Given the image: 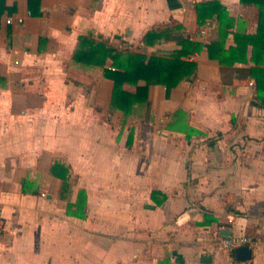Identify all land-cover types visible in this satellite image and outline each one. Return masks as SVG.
Segmentation results:
<instances>
[{"label": "crops", "instance_id": "1", "mask_svg": "<svg viewBox=\"0 0 264 264\" xmlns=\"http://www.w3.org/2000/svg\"><path fill=\"white\" fill-rule=\"evenodd\" d=\"M206 1L0 0V264H237L225 234L264 264V107L240 77L251 47L247 63L221 52L257 8L215 0L234 19L222 42L198 22ZM181 37L201 44L182 57L193 73L167 88L161 70L128 108L112 105V58L73 59L81 40L171 57Z\"/></svg>", "mask_w": 264, "mask_h": 264}, {"label": "trees", "instance_id": "2", "mask_svg": "<svg viewBox=\"0 0 264 264\" xmlns=\"http://www.w3.org/2000/svg\"><path fill=\"white\" fill-rule=\"evenodd\" d=\"M247 5H254L257 8V25L253 33H244L237 31L235 36L234 46L226 50H221L228 58L229 64H233L235 61L247 63V48L251 47L250 60L252 65L249 68H243L241 70L240 77L249 81L250 78L254 80L255 84V100L264 107V0H240ZM197 12L198 22L204 23L206 19H211L217 25V39L224 41L225 35L228 29L233 27L234 19L228 16L225 8L215 0L200 2L195 5ZM164 38L165 35H164ZM181 48L176 51L171 57H159L151 55L149 58H145L143 55L130 52H118L111 48H106L104 45L99 47L90 46L87 48L81 40L77 50L73 55L74 61L84 63H94L96 65H102L105 57L112 58L113 69L106 70L107 76L113 81L112 91V105L117 102L123 104L125 107H130L132 101L141 92L146 91L148 85L157 83L158 74L161 70H166L168 74L166 87L170 88L175 86L183 77H186L193 73L195 65L184 58L183 55H189L194 51L200 49V45L194 41H190L188 37H181L178 40ZM216 42H210L207 44L209 54L211 51V45ZM220 62L221 57L216 56ZM138 80H144L145 85L138 87L136 94H131L122 89L124 83H137ZM192 131V130H191ZM189 134V133H188ZM79 196L82 199V203H78L77 210L82 211L83 203L85 201V194L83 190H80ZM74 212L68 207V213ZM81 215V214H78Z\"/></svg>", "mask_w": 264, "mask_h": 264}, {"label": "built area", "instance_id": "3", "mask_svg": "<svg viewBox=\"0 0 264 264\" xmlns=\"http://www.w3.org/2000/svg\"><path fill=\"white\" fill-rule=\"evenodd\" d=\"M6 22L7 23H13V22L22 23L23 19L21 17H18L16 19L12 17H7ZM15 63H18V61H15ZM44 195L45 194L42 193V196ZM227 221L228 223L233 222L232 218H228ZM4 230H5V222H4V218L2 214V204L0 202V234L3 233ZM219 244H220V247L228 250L229 252H235L236 249L240 246H248L250 249L255 246V242L251 240V238H249L248 236L233 235V234H227V235L225 234L221 236L219 239ZM237 264H251V263L249 260H243V261H237Z\"/></svg>", "mask_w": 264, "mask_h": 264}, {"label": "water", "instance_id": "4", "mask_svg": "<svg viewBox=\"0 0 264 264\" xmlns=\"http://www.w3.org/2000/svg\"><path fill=\"white\" fill-rule=\"evenodd\" d=\"M227 233H230L227 230ZM251 258V249L248 246H240L236 249V259L243 261Z\"/></svg>", "mask_w": 264, "mask_h": 264}]
</instances>
